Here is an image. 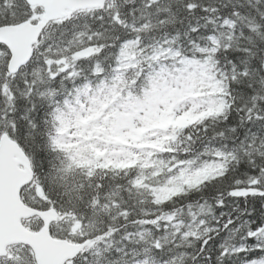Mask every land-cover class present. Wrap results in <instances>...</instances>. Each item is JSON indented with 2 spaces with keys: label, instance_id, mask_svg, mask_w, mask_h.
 Masks as SVG:
<instances>
[{
  "label": "snow or ice",
  "instance_id": "obj_1",
  "mask_svg": "<svg viewBox=\"0 0 264 264\" xmlns=\"http://www.w3.org/2000/svg\"><path fill=\"white\" fill-rule=\"evenodd\" d=\"M0 264H264V0H0Z\"/></svg>",
  "mask_w": 264,
  "mask_h": 264
}]
</instances>
